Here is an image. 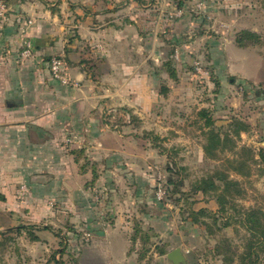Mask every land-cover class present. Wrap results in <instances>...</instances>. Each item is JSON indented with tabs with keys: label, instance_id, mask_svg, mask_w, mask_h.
<instances>
[{
	"label": "rangeland",
	"instance_id": "obj_1",
	"mask_svg": "<svg viewBox=\"0 0 264 264\" xmlns=\"http://www.w3.org/2000/svg\"><path fill=\"white\" fill-rule=\"evenodd\" d=\"M88 6L87 86L45 72L37 163L4 168L0 126V264H111L102 238L119 225L131 264H169L176 248L187 264H239L248 212L264 223V0ZM243 31L257 42L239 46ZM69 91L83 116L66 113Z\"/></svg>",
	"mask_w": 264,
	"mask_h": 264
},
{
	"label": "crops",
	"instance_id": "obj_2",
	"mask_svg": "<svg viewBox=\"0 0 264 264\" xmlns=\"http://www.w3.org/2000/svg\"><path fill=\"white\" fill-rule=\"evenodd\" d=\"M6 2L9 12L0 20V126H4V168L15 164L24 167L26 163L31 166L38 161L34 153L40 150V144L33 140L40 134L36 127H44L49 119L36 116L35 105L39 102L35 99L37 93L48 94L53 86L44 83L43 77L50 69L51 59L62 54L68 77L80 84V91L85 90L87 76L81 68L83 54L76 49V42L80 36L95 39V34L87 28L91 19L88 13L91 0ZM28 20H33V24L29 25ZM73 35L80 36L74 39ZM26 40L32 41L34 47L29 58L22 56ZM71 41V45H66ZM66 46L72 49L67 50ZM67 97L64 98L66 113L83 116L86 109L79 112L76 107L82 101L86 104V100L83 97L75 98L73 91H69ZM45 100L47 102L44 96ZM69 120L72 122L73 116ZM155 218L162 216L158 214ZM128 231L129 226L119 225L102 238L103 242L108 243L114 257L111 264H131ZM103 242L98 241L100 244Z\"/></svg>",
	"mask_w": 264,
	"mask_h": 264
},
{
	"label": "trees",
	"instance_id": "obj_3",
	"mask_svg": "<svg viewBox=\"0 0 264 264\" xmlns=\"http://www.w3.org/2000/svg\"><path fill=\"white\" fill-rule=\"evenodd\" d=\"M257 38V34L250 31H243L237 36L236 41L239 46H246L254 44ZM173 75L175 76V74ZM201 115L206 117L205 127H212L215 125L214 120L208 116V112L206 110H204ZM242 125L246 130H248V126L246 124ZM211 133H214L213 130L211 131ZM258 156L261 162L264 164V148L259 150ZM170 183H172V181H170ZM226 184L229 185V182H227ZM161 212H163V210L158 209L154 217H156L158 214L161 215ZM246 229L250 233V239L248 241V244H246L245 251L240 256L239 264H256L253 261V257L258 255L256 250L264 254V223L261 222L260 217L257 215V213H254L253 210H250V213L248 212L247 214ZM35 239L38 240L39 238L35 237ZM133 240H136V237H134ZM262 257H264V255Z\"/></svg>",
	"mask_w": 264,
	"mask_h": 264
},
{
	"label": "built area",
	"instance_id": "obj_4",
	"mask_svg": "<svg viewBox=\"0 0 264 264\" xmlns=\"http://www.w3.org/2000/svg\"><path fill=\"white\" fill-rule=\"evenodd\" d=\"M7 0H0V20H3L8 12H9V6ZM28 24L31 25L33 24V20H28ZM33 44L32 41L26 40L24 42V50L22 53V56L24 58H29L32 53H33ZM50 70L53 74V76L57 79L60 80V82L64 84H68L69 82V77L67 73V67H66V62L65 59L60 56V57H53L50 61Z\"/></svg>",
	"mask_w": 264,
	"mask_h": 264
},
{
	"label": "water",
	"instance_id": "obj_5",
	"mask_svg": "<svg viewBox=\"0 0 264 264\" xmlns=\"http://www.w3.org/2000/svg\"><path fill=\"white\" fill-rule=\"evenodd\" d=\"M168 261L169 264H187V259L181 248H176L161 258V262Z\"/></svg>",
	"mask_w": 264,
	"mask_h": 264
}]
</instances>
